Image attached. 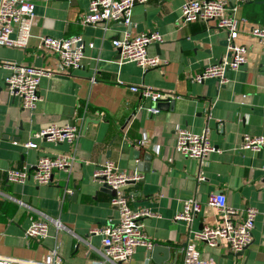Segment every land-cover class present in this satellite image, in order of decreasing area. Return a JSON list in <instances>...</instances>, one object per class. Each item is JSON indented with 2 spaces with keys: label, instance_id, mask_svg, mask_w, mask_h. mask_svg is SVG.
<instances>
[{
  "label": "crops",
  "instance_id": "crops-1",
  "mask_svg": "<svg viewBox=\"0 0 264 264\" xmlns=\"http://www.w3.org/2000/svg\"><path fill=\"white\" fill-rule=\"evenodd\" d=\"M30 1L35 19L27 48L1 46L0 64L29 65L47 75L40 79V98L30 112L4 83L10 69L0 67V256L13 264H42L56 248L61 264H96L101 259V237L89 231L114 222L117 209L110 206L112 194L93 181V170L114 160L121 170L130 171L129 161L139 151L138 163L145 155L152 157L141 164L146 171H138L143 179L127 186L126 193L129 206L152 213L142 224L153 245L170 246V258L180 263L181 249L194 233L219 221L205 202L209 193L223 192L229 207L260 211L253 242L240 253L223 244L216 248L198 244L201 258H211L216 264H264V149L241 148L244 136H264V48L250 35L253 25H264V0H229L231 5H240L237 15L246 19L235 41L246 47L248 62L228 72L225 84L194 80L225 55L228 36L213 21L179 24L181 5L187 0L136 4L130 25L110 23L107 30L102 23H82L90 0H76V4ZM127 30L132 35L160 33L162 41L147 48L148 56L162 61L160 66L143 71L133 62L120 64L111 40ZM75 34L94 46H86L78 69L59 71L56 57L38 46L39 38ZM132 85L150 86L163 94L158 114L146 113L153 102L131 91ZM66 122L81 127L73 146L33 137L46 126ZM206 126L219 152L200 166L174 150L175 131L184 127L199 134ZM27 141H35L37 149L25 148ZM63 152L75 154L71 173L54 171L49 185L7 180L8 169H32L40 156ZM198 175L204 180L198 181ZM185 200L202 204L201 212L191 222L174 221ZM42 219L48 220L47 237L42 241L24 238L30 223ZM147 251L137 248L127 264H144Z\"/></svg>",
  "mask_w": 264,
  "mask_h": 264
},
{
  "label": "built area",
  "instance_id": "built-area-1",
  "mask_svg": "<svg viewBox=\"0 0 264 264\" xmlns=\"http://www.w3.org/2000/svg\"><path fill=\"white\" fill-rule=\"evenodd\" d=\"M147 0H90L87 13L82 17L85 26L102 23L105 30L110 23L123 26L130 25L132 10L136 4H144ZM245 0H243L244 2ZM179 24L191 22L216 23V28L227 33V51L221 60L205 67L200 74L194 76L197 83L205 80H215L220 84L228 82L226 74L236 72L248 62L247 49L244 45L237 44L235 39L239 35V26L246 19L239 18V4L231 5L229 0H187L181 5ZM35 19L34 3L30 0H0V47L12 49H25L32 37V26ZM250 35L264 48V25H253ZM162 37L158 31L145 32L132 35L128 30L121 38L111 40L114 48L119 52L120 64L133 62L143 71L158 67L162 61L158 57L147 54L148 46L159 44ZM91 49L94 45L87 44ZM80 34L70 37L53 39L41 36L39 45L49 50L57 59L59 71L71 72L81 66L87 46ZM10 73L4 78L9 93L21 101L22 107L33 112L39 100L40 79L47 75L41 68H34L23 64H4ZM133 92L139 93L143 100L149 99L153 106L145 109L146 113L158 114V103L162 101L163 94L150 86H129ZM174 150L182 157L196 161L201 166L212 153H218L211 144V132L208 126L201 133H194L187 128H177ZM81 136V127L71 122L62 125H49L33 134L36 139H46L54 145L67 143L74 145ZM142 145V141H139ZM25 148L37 149L35 141H27ZM241 148L251 151L264 149V136L243 137ZM75 163V154L58 153V155L40 156L34 168H10L6 171L9 182H33L36 185H49L54 171L62 170L71 173ZM92 179L98 185L107 186L111 190L110 206L117 209V219L106 223L103 227H96L89 231L91 236H100L102 247L101 259L96 264H127L139 247L150 249L153 242L149 240L144 231L142 219L152 213L146 210L135 209L129 206L127 186L143 179V175L136 170H121L114 160H106L96 165ZM198 181H203L204 176L198 175ZM21 204V203H20ZM205 204L216 212L219 218L214 225L205 224L194 233V238L189 239L186 246L181 249V261L178 264H216L207 258L203 260L198 250V244H206L211 248L225 245L230 251L240 253L252 242V232L255 228V219L260 211L253 207L234 209L226 204L225 193H209ZM22 205V204H21ZM202 204L196 200H185L183 208L177 212L174 221L191 222L202 210ZM264 215V212H262ZM48 220L34 221L24 230V238L42 241L48 235ZM61 257L56 248L52 249L44 258L42 264H61ZM0 264H13L10 258L0 256Z\"/></svg>",
  "mask_w": 264,
  "mask_h": 264
},
{
  "label": "water",
  "instance_id": "water-1",
  "mask_svg": "<svg viewBox=\"0 0 264 264\" xmlns=\"http://www.w3.org/2000/svg\"><path fill=\"white\" fill-rule=\"evenodd\" d=\"M68 1L70 2V4H72V2L76 4V0H68ZM261 3H264V1ZM139 153H140L139 151H134V157L129 161V166H128L129 170L131 169V170H137V171H146V170H143L144 165H141V164H143V162L150 161L152 155L151 154L145 155L143 162L138 163L136 160L138 159L140 155ZM101 189L109 191V193H111V190L107 186L102 185ZM186 244H184L183 246L185 247ZM170 257H171V247L165 246L160 243H156L152 245L150 249H148L147 254H146V259H145L146 261L144 264H175V261H172Z\"/></svg>",
  "mask_w": 264,
  "mask_h": 264
}]
</instances>
